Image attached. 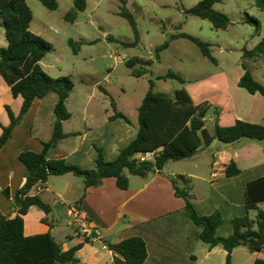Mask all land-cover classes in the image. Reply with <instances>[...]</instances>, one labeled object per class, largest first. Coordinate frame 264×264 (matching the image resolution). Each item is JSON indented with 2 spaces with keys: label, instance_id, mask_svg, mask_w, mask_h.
<instances>
[{
  "label": "trees",
  "instance_id": "1",
  "mask_svg": "<svg viewBox=\"0 0 264 264\" xmlns=\"http://www.w3.org/2000/svg\"><path fill=\"white\" fill-rule=\"evenodd\" d=\"M43 6L51 11L59 7L58 0H39ZM119 11L125 18L135 35L133 42H124L127 47L138 46L140 32L134 15L127 9L126 2ZM223 0H201L195 6L184 9L186 15L208 20L216 30H227L233 22L229 15L215 8ZM258 5L264 8V0ZM88 7V0H74V6L65 19L75 21L81 12ZM33 12L27 0H0V27L5 30L7 47L0 49V76L10 87L15 97L23 98V105L19 115H15L10 107L7 111L10 124L2 127L0 136V150L11 139L14 129L20 125L36 99H44L49 94H56L55 124L52 138L43 142V151L22 152L20 161L27 170L26 182L13 196V211L15 217L3 215L0 211V264H81L77 256L81 244L64 250L51 233L27 237L24 234V217L32 207H37L47 215L43 223L54 228L56 221L48 218L53 209L40 195L31 196V190L39 183H46L52 176L72 174L83 181L85 189L101 186L106 178H115L117 186L122 190L129 189V175L147 177L153 173H161L168 163L179 162L193 158L200 151L211 146L214 141L223 144H234L239 141L264 143V123L257 124L243 120H236L230 126H223L218 122L214 125V132L206 128V118L209 112L207 104H195L191 95L185 89H178L173 94L156 92V82L149 80L147 91L138 108L137 136L127 147L120 150L114 161H107L103 150L96 146L98 156L95 166L83 169L69 165L64 159H52L51 153L59 142L67 135L64 133V122L71 119L68 110V100L74 89L69 77L53 78L42 68L41 62L53 51V45L41 36L31 31ZM260 26L259 21H256ZM178 38H185L198 46L203 56L214 64L216 58L212 55L210 42L203 41L186 33H176L170 40L156 48V58L168 49L170 42ZM69 45L76 52L77 43L69 41ZM248 55L264 60V39ZM152 59L133 58L127 61L132 75L140 78L148 73V67L153 65ZM141 65V70H135ZM245 73L239 81V86L249 94L264 96V85L255 79L253 73L243 64ZM156 80H177L185 84L186 80L180 75L169 71ZM114 114L111 120L124 119L131 124L128 117L117 111L115 102L111 103ZM218 116L219 109L214 110ZM153 153V160L142 161L141 155ZM241 168L235 161H231L225 171L226 177L241 174ZM175 195L185 200L189 216L195 225L203 227L201 241L210 248L222 247L226 252V264H233V252L239 247H247L256 254L254 264H264V210L260 205L264 203V177L250 181L245 186V207L247 215L232 220L234 232L229 237H221L217 229L224 219L220 211L210 215L200 216L195 208L192 195L193 181L191 177L178 175L172 178ZM5 194L11 197L10 191ZM86 193L84 194V196ZM83 196V197H84ZM250 211H257L256 217H251ZM108 248L122 256L128 264H145L148 257L147 244L140 237H132L118 243L107 241Z\"/></svg>",
  "mask_w": 264,
  "mask_h": 264
},
{
  "label": "crops",
  "instance_id": "2",
  "mask_svg": "<svg viewBox=\"0 0 264 264\" xmlns=\"http://www.w3.org/2000/svg\"><path fill=\"white\" fill-rule=\"evenodd\" d=\"M1 29L0 49L7 47ZM50 96L34 101L22 123L14 129L11 139L0 150V211L3 215L12 218L17 215L12 208L13 196L24 186L27 176L26 167L19 159L20 154L26 151L41 153L43 142L52 138L58 97H51L53 103L48 109L45 100ZM223 103L220 102L219 106ZM22 105L23 98L15 97L0 76V136L2 127L10 124L7 107L17 116ZM88 105L89 102L84 107V119L79 129L71 130L73 116L64 122L67 136L52 151V159H64L69 165L91 169L98 156L96 146L103 150L107 161H114L120 150L135 140L138 117L134 121L127 116L131 124L121 118L111 120L112 115L97 120ZM251 119L246 121H264L261 116L257 118L261 120ZM209 147H213L209 153L213 161L209 169L200 170L197 161L199 153L193 159L196 160L194 172H182L180 175L192 178L191 193L198 214L207 216L220 211L224 222L217 229V234L229 237L234 232L232 220L247 215L246 184L264 177V143L242 140L223 144L216 140ZM231 161H235L242 172L226 177L225 171ZM175 176L178 174L165 172V169L147 177L129 175L127 190L120 189L115 178H106L101 186L86 190L83 181L72 174L52 176L46 183L36 185L30 195H40L52 207L56 224L51 228L43 223L45 213L32 207L24 217V234L32 237L51 233L64 250L81 244L77 253L81 264H128L122 256L108 248L107 241L118 243L132 237H140L147 244L145 264H226L227 252L222 247L210 248L201 241L203 227L192 222L185 200L175 195L172 184ZM6 190L10 191L11 197L5 194ZM77 205L100 230L99 241L86 242L76 234L71 211ZM263 205H260L261 209ZM255 260L256 254L247 247H239L233 252V264H254Z\"/></svg>",
  "mask_w": 264,
  "mask_h": 264
},
{
  "label": "rangeland",
  "instance_id": "3",
  "mask_svg": "<svg viewBox=\"0 0 264 264\" xmlns=\"http://www.w3.org/2000/svg\"><path fill=\"white\" fill-rule=\"evenodd\" d=\"M124 1L138 25V46L123 45L124 42H133L135 35L129 22L118 14L124 5L121 0H88L87 10L79 13L73 22L66 20L65 16L72 10L74 0H58L59 7L55 11L47 9L39 0H27L33 12L31 31L54 48L42 61V68L49 76L69 77L74 84L68 100L69 112L73 116L71 130L81 127L83 110L88 102L89 111L97 120L115 113L111 105L113 100L117 111L135 121L138 108L149 90L150 79L156 82V92L173 94L178 89H185L196 104H207L210 109L206 127L211 132L216 122L230 126L241 118L249 121L251 115L253 120L264 117V96L251 95L239 86L245 73L243 64L264 85V60L248 55L264 39V8L258 5L259 0H223L216 4L215 8L229 15L233 22L227 30H216L208 20L184 13V9L201 0ZM1 31L4 36L5 30L2 28ZM176 33L210 42L217 64L203 56L198 46L185 38L171 41L157 60L156 48ZM70 40L77 43L76 52L69 45ZM133 58L152 59L154 63L148 67V73L137 78L127 66V61ZM142 68L145 67L137 65L134 69L139 71ZM169 71L183 77L186 83L156 80ZM51 97L56 94L45 100L48 109L53 103ZM222 101L223 105L219 106ZM217 108L218 116L214 113ZM262 123L264 121L257 124ZM212 148L199 152L197 161L202 172L213 162L209 154ZM193 159L171 162L165 172L178 175L194 172L196 160ZM249 214L254 218L257 211ZM48 218L52 220L53 214Z\"/></svg>",
  "mask_w": 264,
  "mask_h": 264
},
{
  "label": "built area",
  "instance_id": "4",
  "mask_svg": "<svg viewBox=\"0 0 264 264\" xmlns=\"http://www.w3.org/2000/svg\"><path fill=\"white\" fill-rule=\"evenodd\" d=\"M142 161L153 160L154 154L147 153L140 156ZM176 178V176L174 177ZM72 224L75 227L76 234L86 242H96L101 238L100 230L91 223L81 212L79 206H74L71 211Z\"/></svg>",
  "mask_w": 264,
  "mask_h": 264
}]
</instances>
